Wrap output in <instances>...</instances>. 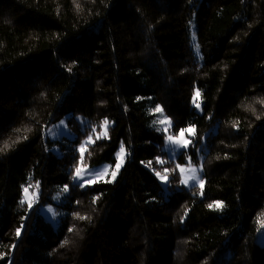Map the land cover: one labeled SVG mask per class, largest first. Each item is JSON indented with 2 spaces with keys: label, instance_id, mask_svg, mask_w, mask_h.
<instances>
[{
  "label": "trees",
  "instance_id": "16d2710c",
  "mask_svg": "<svg viewBox=\"0 0 264 264\" xmlns=\"http://www.w3.org/2000/svg\"><path fill=\"white\" fill-rule=\"evenodd\" d=\"M157 105L172 134L194 129L202 190H175V165L158 162ZM62 119L74 138L45 141ZM121 144L113 182H72L77 166L114 165ZM262 224L264 0H0V264H264Z\"/></svg>",
  "mask_w": 264,
  "mask_h": 264
},
{
  "label": "rangeland",
  "instance_id": "374dc122",
  "mask_svg": "<svg viewBox=\"0 0 264 264\" xmlns=\"http://www.w3.org/2000/svg\"><path fill=\"white\" fill-rule=\"evenodd\" d=\"M154 110L155 109H153L151 112L152 114H154V121H156L155 124L153 123V126L155 127L156 130L160 129L159 131L158 130L157 131H158V133L163 135L162 150L165 153V159L163 160V163L173 162V164L175 165V169L179 175V184L175 186V190H181V189L187 190V189L192 188V187H199L201 189L199 183H197L196 180L190 179V177L198 176L199 179L203 180V178H202V174H203V166H202V160H203L202 151L203 150H202V147L199 146L197 149H193V151L195 150L194 156L198 160V162L196 163L193 161V157L190 154V151L192 150V145L194 144V140H193L194 135L190 134L189 132L184 133L183 138L191 141V143L188 145L187 148H184L180 145H173L171 141L166 140V137L168 135H174V134H172V126H173L172 121L163 113V111L162 112H155ZM197 110L200 111V108ZM165 118H167L168 120L171 121V125H169L168 123H164V124L159 123L160 120H163ZM76 121H77V124L80 127V129H83L85 124H86V121L84 119H82L81 117H77ZM107 128H108V125H107ZM165 128H167V132L164 131ZM105 131L107 134V129H105V127H103V126H101L99 130H97V129H95V131L91 130V132H89L88 135L82 141V144L84 145L85 149L87 148L88 145H92L96 140L105 138L106 137ZM45 136L51 142L60 141L62 138L73 139V137H74V135L71 133V131L67 127L66 119H62L58 123H56L55 125L49 127L45 132ZM89 136H91L92 142H88ZM174 136H176L177 139L180 138L179 133L174 135ZM97 137H99V138H97ZM120 147L118 148V150L115 154V164L114 165L109 164V163H103V164H101L99 166H95V167H88V166L80 165L79 167L82 169L81 176L84 179L79 181V185L82 187H86V186L90 185L86 182L88 179H93L95 182H99V181L113 182L116 179L120 170L122 169V167L126 161L127 155H128L126 151H125V153L120 154ZM53 150H55V148H53ZM78 152L80 154L79 150H78ZM118 154H120V155L118 156ZM118 159H122V166L119 168V170L117 171L116 177L113 179L112 172L116 171V163H117ZM178 165H179V167H178ZM85 169H86V171H85ZM104 169H107V174L104 175L99 180H96L94 174L89 175V173H93L94 170H104ZM160 174H161V176L166 175L168 177V180H169V178H170L169 171H167V172L164 171V172H161ZM74 176H75V172L72 176V182L74 184H78L77 180H74ZM156 178L159 182L161 189L164 192H169L168 183L165 184L157 176H156ZM204 185H205V180H203V188H204ZM27 188H28L27 194H25L23 191V200L27 206L29 205V203H31V205H32L31 208H32L38 201L39 190H38L37 186H28ZM67 192H68V190L67 191L62 190V191L56 193L53 196V201L56 203L63 202L65 196L67 195ZM31 208L28 207V209H31ZM37 212L40 214V216L44 220L49 222V224L53 228L57 227L59 214L55 211V208L53 206H51V205L41 206L38 208ZM255 242L259 246H264V227L261 228L259 230V232L257 233Z\"/></svg>",
  "mask_w": 264,
  "mask_h": 264
},
{
  "label": "snow or ice",
  "instance_id": "6c2138e0",
  "mask_svg": "<svg viewBox=\"0 0 264 264\" xmlns=\"http://www.w3.org/2000/svg\"><path fill=\"white\" fill-rule=\"evenodd\" d=\"M77 7H78V5H77ZM69 71H71V69H69ZM199 97H200V92H199V90H197V91L194 93L193 98H192L193 104H194V106H195L197 109L200 108V104L197 103V100L199 99ZM154 111H155V112H162L163 110H162V108H161L159 105H157ZM153 123L155 124L156 121H154ZM159 123H161V124L168 123L169 125H171V121L168 120L167 118H165V119H163V120H160ZM108 124H109V121H108L107 119H105V120L102 122V126L105 127V129H107V125H108ZM157 130L159 131L160 129H157ZM92 131H95V128H93ZM164 131L167 132V128H165ZM185 132H189L190 134H193V135L195 134L193 128L181 129L180 132H179V137H180L179 139H177V137L174 136V135H168V136L166 137V140H167V141H171L173 145H180V146H182V147H184V148H187L188 145L191 143V141L186 140V139L183 138ZM105 135H106V131H105ZM97 138H99V137H97ZM25 139H26V137H25ZM88 142H92V138H91V136L88 137ZM79 151H80V161H79V163H82L83 160H84V152L86 151V149H85V147H84L83 144L80 146ZM125 151H126V150H125L123 144H121V147H120V154L125 153ZM174 151H175V150H174ZM120 154H118V156H119ZM158 162H159V163H163V161H158ZM149 163H151V162H149ZM121 166H122V159H118V161H117V163H116V171H113V172H112V177H113V179L116 177V175H117V171L119 170V168H120ZM178 167H179V165H178ZM81 171H82V169H81L79 166H77V167L75 168V176H74V180H77L78 185H79V181L84 179V178L81 176ZM85 171H86V169H85ZM164 171L167 172V171H169V170H168V169H164ZM93 174L95 175L96 180H99L100 178H102L104 175L107 174V169H104V170H94L93 173H89V175H93ZM155 175H156L158 178H160L165 184L169 183L168 177H167L166 175H165V176H161L160 172H156ZM190 179L196 180L197 183H199L201 189L203 188V180L199 179L198 176H192V177H190ZM86 182H87L88 184L91 185V184H93L95 181H94L93 179H88ZM105 182L107 183V182H110V181H105ZM37 186H38V184H37ZM64 190L67 191V186H65V189H64ZM23 191H24L25 194H27V193H28V188L25 187V188L23 189ZM97 199H98V197H97ZM20 203L23 204V203H24V200H21ZM31 206H32L31 203H29L28 207L31 208ZM208 207H209V208H213V207H215L216 209H220V208H223V203L220 202V201H216V202H214V204H209ZM185 215H187V213H185ZM79 218H80V219H87V217H79ZM261 227H264V224H262ZM68 231H72V229H69ZM20 235H21V229L18 228V229L16 230V236L19 237ZM63 243H64V244H67L68 241L65 240ZM61 246H63V244H62Z\"/></svg>",
  "mask_w": 264,
  "mask_h": 264
},
{
  "label": "bare ground",
  "instance_id": "6f19581e",
  "mask_svg": "<svg viewBox=\"0 0 264 264\" xmlns=\"http://www.w3.org/2000/svg\"><path fill=\"white\" fill-rule=\"evenodd\" d=\"M68 129H69V128H68ZM95 129H96V128H95ZM46 130H47V129H45V131H44V140H45V141H50V140L47 139L46 136H45V132H46ZM69 130H70V129H69ZM70 131H71V130H70ZM71 133H72V132H71ZM72 134H73V133H72ZM73 138H74V137H73ZM63 139H64V138H62L60 141H62ZM65 139H67V138H65ZM52 151L55 152V153H57V154L59 153L57 147H55V150H52Z\"/></svg>",
  "mask_w": 264,
  "mask_h": 264
}]
</instances>
